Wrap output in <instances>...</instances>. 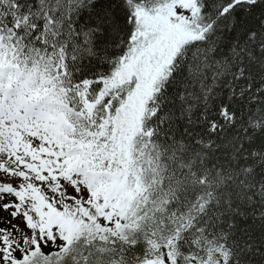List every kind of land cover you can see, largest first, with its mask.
Instances as JSON below:
<instances>
[{
	"label": "snow or ice",
	"instance_id": "1",
	"mask_svg": "<svg viewBox=\"0 0 264 264\" xmlns=\"http://www.w3.org/2000/svg\"><path fill=\"white\" fill-rule=\"evenodd\" d=\"M0 264H264V0H0Z\"/></svg>",
	"mask_w": 264,
	"mask_h": 264
}]
</instances>
